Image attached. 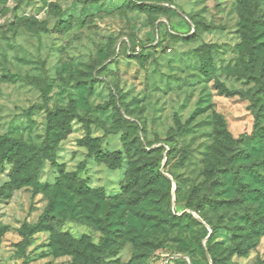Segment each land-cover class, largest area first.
<instances>
[{
  "label": "rangeland",
  "instance_id": "374dc122",
  "mask_svg": "<svg viewBox=\"0 0 264 264\" xmlns=\"http://www.w3.org/2000/svg\"><path fill=\"white\" fill-rule=\"evenodd\" d=\"M50 133L0 264H264V0H0V137Z\"/></svg>",
  "mask_w": 264,
  "mask_h": 264
},
{
  "label": "trees",
  "instance_id": "16d2710c",
  "mask_svg": "<svg viewBox=\"0 0 264 264\" xmlns=\"http://www.w3.org/2000/svg\"><path fill=\"white\" fill-rule=\"evenodd\" d=\"M256 24L251 23L249 29L252 32L256 28ZM251 46V55L255 56L254 46ZM257 47V46H256ZM255 47V49H256ZM55 134L49 135L48 141L44 142L42 146H36L33 144H28L23 141H17L8 137H0V167H3L6 161H14V176L12 178V184L17 189L22 188H35L40 187V173L43 169L46 160H53L50 153V141L51 137ZM61 136H59L60 139ZM61 140V139H60ZM123 154L120 151L112 153L97 152V160L104 163L107 166L113 167L115 165L121 164L123 161ZM48 217L45 215L39 226L33 228H26L21 230L20 234L23 237V243H27L28 238L34 234L49 229ZM253 230L256 232H262L264 234V219H259L258 221H253L251 225ZM237 254L241 256L247 255L246 250H238ZM214 264H221L220 260L215 259Z\"/></svg>",
  "mask_w": 264,
  "mask_h": 264
}]
</instances>
